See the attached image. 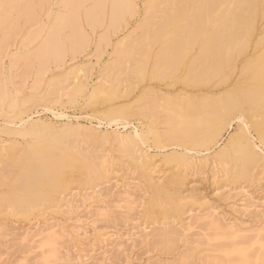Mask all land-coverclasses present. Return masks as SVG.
I'll list each match as a JSON object with an SVG mask.
<instances>
[{
  "label": "rangeland",
  "instance_id": "rangeland-1",
  "mask_svg": "<svg viewBox=\"0 0 264 264\" xmlns=\"http://www.w3.org/2000/svg\"><path fill=\"white\" fill-rule=\"evenodd\" d=\"M1 1L0 70L2 71H0V79H2V82L0 83L2 85L0 84V90L2 88V90L5 89V91H0V128L4 126L3 124L12 125L14 123H18L19 118H14V116H16L19 110L21 112L23 111V118L31 116L32 120L45 122V126H48L45 129L49 128V126H53L55 127L54 130L61 131V127H65L69 130L75 128L77 129V127H79L77 130H79L82 135L75 136V134L70 131L71 133L67 135L68 137L65 136L63 138L62 143L68 144L70 148L73 146V150L74 148H78L81 153H105L109 160V165L111 168L109 166L108 168L111 170V172L108 171L107 182H104L103 179L101 182L96 181L98 183L96 186H81L77 184V182L70 184L71 186L68 188V190L60 195V197L63 195L64 198L61 197V200L59 199L56 207L47 206L44 209L30 208L28 210L29 212L27 211L28 213H20L17 212L19 209L15 206L11 207L8 206L6 202H0V264L44 263L40 254L41 249L37 247L36 243L33 241L37 237L28 240V238H23L22 235V232L24 229H26V227L33 230L35 224H39V226H43V224L55 225V228L58 227L61 232L64 231L63 235L66 245H64L63 248H67V250L69 249L68 254H70V252L72 254L68 256L74 257L70 258L71 260L69 264H205V257H207L209 254H213V252L208 248V245L202 246L203 248L198 250V254L196 253L194 254L193 258L184 261L182 256L185 254L183 255L180 253L181 251L184 252V248L186 250L187 247H191V244L186 245L183 244L184 242L182 240H179L173 249L168 252L164 249L163 244L159 242L156 243L155 238H157V232L152 231V229L155 227H160L161 225L171 226L172 222H174L173 226L175 228L178 227L179 230L184 228L183 232L189 235L188 238H191V236L193 238V236H196V232L200 234L201 231L199 226L196 224L192 225L193 227H187L188 222L190 221L189 219H192L191 216H193L194 213L201 214L207 211L213 212L215 216H221L220 219L223 222H232L241 228L250 226L257 228L258 225V227L264 225V157L261 158L255 167L253 166V169H249L252 170L250 174L252 177L249 180L236 178V175L233 173L234 170L239 167V165L233 163L230 160H221L218 157V153L222 149L229 151L232 157L237 156V154L231 150L232 146L228 142V137L233 134L232 132L236 131V121H232L233 123L231 122V125L225 131H223L224 133H222L220 136L222 139L219 138L217 141L218 143L208 145L207 147H192L187 144H169L167 142V139L164 138L166 135L161 133L164 132L163 130L165 129L161 122V119H163L162 115H164L163 110V112L161 110V112H159L158 110L157 114L155 112L156 117L153 119L144 118L139 114L140 105L143 106L144 103L147 102V98L146 100L144 98L145 92L152 91L151 93L154 92L155 95H160L158 96L159 99H163L164 97L172 94H181L182 91H186L188 94L198 92V88L194 86L192 82L190 83L188 80L184 81L182 68L179 69L177 73L171 76L169 79L163 81L146 79L141 83H136L132 87L128 86L124 96L118 95L107 101L104 99H95L86 103L87 101L84 99L82 92L74 93V101L68 100L66 97H62L61 100L58 98L56 86L61 83L63 74L70 69H74V67L77 65H81L83 68V72L81 73L91 75V77L88 79V87L86 88L87 91L91 89V83L96 80V76L99 69L101 68V65L108 58V52L111 51L108 43H113L117 39H120V36H122L124 31H126V29H123L125 22H128L129 26L131 25L130 28L132 27L134 22L137 20L136 14H134L133 17L123 9V12L126 13L124 16L126 21H121V28H117V30L114 32L111 26L112 24L114 25V22L110 21L112 24L109 23L110 5L113 0H107V2H103V5L108 4L106 6L102 5L103 7L98 3L100 0H84L85 2L82 0H76V3H79L78 7L80 8L77 7L76 3L75 5L72 3L70 4L68 0H21V2L20 0H16L15 2L13 0H9L8 2L7 0ZM129 1L132 4L134 2V0ZM135 3H138V6L140 7L142 0H135ZM6 4L8 7L5 6ZM29 4L30 8L27 7ZM37 4H41L40 6L42 9L40 8V13L38 12L39 9ZM96 4L102 7L100 10L102 9L103 11L101 10V12L103 13L99 12V6ZM90 5L95 6H91V8ZM10 6L12 7L11 10ZM87 6L90 8L89 12H91L93 16L95 15L94 17L96 20L93 18V16L87 18V16L84 15L86 10L88 11ZM23 7H27L28 9L26 10ZM93 7H95V9L97 8L95 12L96 14L94 13V10H92L94 9ZM105 7L106 11L104 9ZM22 8L25 10L26 14L25 12H21L23 11ZM68 9L72 11H69ZM67 11L68 14L70 13L69 15H73L72 18H74L73 22L75 28L77 27L78 29L77 34L82 32V34L80 33L78 36L76 34L77 38L72 37L75 35L72 31L74 29H70V27H72L71 25L68 24L67 28L64 30V26L67 24H65V21H63L62 18L68 16L66 14ZM18 12H21V16L18 14ZM33 12H35L37 16L39 15L38 18L36 17L37 20L35 18L36 15ZM104 12H106V14ZM27 13L28 17L31 15V13H33L32 18H34L37 26L39 24L40 28L33 26V19H31V17L28 18ZM62 13L63 17L61 16ZM6 17H8V22ZM96 17L98 18V21ZM30 19L32 20V24ZM90 19H94L95 21H91ZM39 20L43 21L40 22ZM84 20H86V22ZM100 22L101 24H99ZM107 22L108 25H110V29L107 26ZM18 24L19 26H17ZM262 24H264V22ZM29 26H31V28ZM106 26L108 29H105ZM15 27L20 28V31L16 30ZM55 27L56 29L58 28L59 33L57 32L56 36H52L53 33L57 31ZM93 27L94 29H92ZM35 28L37 30L39 29L37 33ZM11 29L13 31H11ZM52 29H54L53 33ZM104 29L106 31H104ZM14 32H16V34H13ZM71 32H73V35H71ZM68 33L71 37L67 36ZM102 33H105V35L108 33L109 35H104V39ZM47 34H49L52 38L47 36ZM87 34L89 36H87ZM14 35H16V37H14ZM80 35L82 38H84L82 40L80 37V39L85 41L82 42L83 45L81 48L79 47V50V48L76 47L78 45H76V43H79L78 39ZM46 36L47 39L44 38ZM97 36H100V38ZM86 37L88 38L89 42ZM106 38L109 40L108 43ZM53 39L57 42H55ZM45 40H48V47L44 46L46 47L47 51L45 50V53L47 54L43 53V56L38 55L35 59L37 55V53H34L35 50L38 52L37 50H40L39 45H41V47L46 45L42 43L43 41L46 43ZM72 40H75V43ZM97 40L100 42L102 40V42L99 44ZM53 41L58 45L60 43L63 45L64 48L62 47V51L58 50L61 46L58 47L57 45V49L55 45L57 50L54 48V46H50L53 45ZM103 41L107 44L105 45ZM71 44H73V46H70ZM49 48L53 50L52 52L54 54H59L58 51H60V55H58L60 58L50 52L51 50ZM156 49L157 47L155 46L151 50V53ZM62 52L65 53V55ZM73 56L74 58L72 59ZM25 59L26 62L24 61ZM52 60L54 61L52 62ZM1 61L3 64H1ZM55 62L61 65H55ZM40 63H42L43 66ZM237 63V69L230 73V78H228L226 83H216L217 80H215V82H211L209 86L207 85L205 88L213 93L217 90L222 91L223 89L245 83L247 78H245V76H240L238 72L239 68L244 64V62L240 60ZM23 65H25L26 68ZM34 80L36 81L34 82ZM52 82L53 85L56 84V88H52ZM47 90L49 91L48 98L44 96V93H46L45 91ZM2 92L4 93L3 96H1ZM162 95H164V97ZM11 102H14L17 106L10 108L9 105ZM105 103L106 105H104ZM99 108L101 109L99 110ZM121 109L127 112L126 119L119 120L117 122H111L109 124V121L107 120L108 122H106V120L103 118V115L106 112H114ZM59 113H61V115L64 117L58 115ZM93 125H99L95 130V134L98 137L95 135L96 139L92 140L91 142L88 139V134L90 132L88 129ZM260 128L264 129V126ZM43 130L44 127H40V125L35 128L36 132L34 131V135L33 132L31 134L29 133L21 135L20 133L18 134L13 131L8 132L6 130H0V143L3 141L1 144L6 145L7 147L11 144L18 143L20 147H25L28 143H32L35 140L36 133H40ZM148 130H153L154 133L160 131L157 134L160 135L158 136L162 140L159 137L157 138L153 136V133H148ZM134 131H140L142 133L144 132L146 137L145 141L141 143L132 138L131 135L134 134ZM114 132L127 136L128 140L131 142L130 146L132 145V147L136 150V155L139 156L140 154L137 160H132L130 156L126 154L124 155V153L118 151L117 141L113 136L115 134ZM249 132L255 140L257 147L259 148L258 151L260 153L263 151L262 154L264 155V143L262 144L259 142V137L252 128ZM103 134H108V137L105 139V141H101L103 140ZM154 137L160 144H158V142H155L156 144L154 143V141H156ZM221 145L226 147L223 148ZM1 153L2 152H0V154ZM146 160H148V162H146ZM147 163H149V167H147ZM151 166L152 169H150ZM144 172H148V180L144 178ZM172 174L179 175V178H182L183 180H181L182 184L181 182L177 183V176ZM152 176L154 178L151 180ZM169 176H171V178ZM74 177H77L76 174ZM150 181L154 182L155 187L157 186L158 188H152L149 184ZM160 185L167 191L171 189L182 192L183 196L185 197L184 200L181 201L184 208L182 207L183 210L179 216L169 210L168 202L170 198L168 194L166 195L158 192V190L161 189ZM5 192H7V187L1 184L0 193L2 194ZM127 193L128 195L132 194L130 196L132 197L131 199L136 200L135 203H131L132 207L129 211L126 208L128 203L126 201L123 202V200L120 199ZM160 206H163L165 209H167V211L161 213ZM76 234H78V236ZM198 237L194 238L198 239ZM205 247L207 248L205 249Z\"/></svg>",
  "mask_w": 264,
  "mask_h": 264
},
{
  "label": "bare ground",
  "instance_id": "bare-ground-1",
  "mask_svg": "<svg viewBox=\"0 0 264 264\" xmlns=\"http://www.w3.org/2000/svg\"><path fill=\"white\" fill-rule=\"evenodd\" d=\"M8 1L9 0H7V2ZM13 1L15 2L16 0ZM68 1L73 5H75L76 3V0ZM82 1L85 2L84 0ZM103 2H107V0H100L98 3L100 6H102L104 4ZM37 5L39 12L40 8L42 9V7L40 6L41 4ZM5 6H7V4ZM29 6L30 4L27 7ZM78 6L79 3L77 4V7ZM91 6L95 5H90V7ZM100 6L98 7L99 12L103 13L101 12L102 9L100 10V8H102L103 6ZM27 7L23 8L27 10ZM11 8L12 7L10 6V10ZM23 8V11L21 12L24 13L25 10ZM93 8L94 9L92 10H94L95 13L97 8ZM31 9L33 10L32 7ZM87 9L88 11L86 10V13L84 15H86L87 18L93 16V14L89 12L90 8L88 7ZM104 9L106 11V7ZM123 9L126 10L129 15H137V20L134 22V24L132 23L133 25L131 28V25L129 26V23L125 22L126 19L124 18V16L126 13L123 12ZM21 12H18V14L20 15ZM33 13H31V15L29 16L31 17V19H33V21L30 19V22L32 21L35 23H33L34 27L36 26L40 28L39 24L37 26L34 18H32ZM104 13L106 14V12ZM66 14L68 16L62 18L63 21H65V24H67L66 26H64V30L67 28L68 24L71 25L72 27H70V29H74L72 31L75 35L72 37L75 38L78 29L77 27L75 28L73 22L74 18H72L73 15H69L70 13L68 14V11ZM61 16L63 17V13ZM94 16L93 18L95 19ZM1 17L3 18L2 15ZM8 17H6L7 22ZM36 17L38 18L39 15H36L35 18ZM84 21L86 22V20ZM110 21H113L114 25ZM121 21L125 22L123 29H126V31H124L122 36H120V39L116 38V41H112L113 43H108L109 37L108 39L106 38L111 51L108 52V58L101 65V68L99 69L96 76V80L91 83V89L88 91L86 89L88 87V79L91 77V75L81 73L83 72V68L81 67V65H77L76 67H74V69H70L63 74V78H61L62 81L60 84V80L58 81V86H56V84L53 85L52 82V88L57 87L58 98L61 100L62 97H66L68 100L74 101V93L82 92L84 95V99H86L87 101L86 103L95 99H104L107 101L118 95L124 96V94H126L128 86L132 87L136 83H141L146 79L163 81L169 79L171 76L176 74L179 69L182 68L184 81L188 80V82H192L194 86L198 88V92L188 94V92L182 91L181 94L177 93L168 95L166 97H164V94L162 95L164 97L163 99H159L158 96L160 95L157 96L154 92V94L151 93L152 91L145 92L144 98L145 100L147 98V102H145L143 106L140 105L139 114L144 118L153 119L156 117L155 112L157 114L158 110L159 112L163 110L164 115H162L163 119H161V122L164 125L165 129L161 125L164 129V132L161 133L166 135V137L164 138L167 139V142L169 144L182 143L190 145L192 147H207L208 145L218 143L217 141L222 133H224L223 131H225L231 125L232 121H236V131L232 132L233 134L227 137L228 142L232 146L231 150L235 152L237 156L232 157L229 151L221 148L222 150H220V152L218 153V157L221 160H230L233 163L239 165V167H237L233 173L234 175H236V178L249 180L252 177V175H250L252 170L249 169H253V166L255 167V165L259 163L261 158L264 157V155L262 154L263 151L262 153L258 151L259 148L257 147L255 140L249 132L252 128L257 133L259 142L262 144L264 143V129L260 128L264 126V24H262L264 22V0H142V4L140 7L138 6V3H135V0L133 4L130 3L129 0H113L110 5L109 23L112 24L111 26L113 29H111L114 32L115 30H117V28H121ZM19 24L17 26H19ZM99 24H101V22ZM107 26H110L108 25V22ZM107 26L105 29H108ZM29 27L31 28V26ZM17 28L18 27H15L16 30L20 31V28ZM92 29H94V27ZM105 29L104 31H106ZM56 30L57 31L54 32V29H52V33L54 32L52 36L57 35L56 33L59 30L58 28ZM11 31L13 30L11 29ZM35 31L37 33L39 29L37 30L35 28ZM16 32H14L13 34H16ZM73 32H71V35H73ZM80 33L82 34V32H79L78 34ZM107 34L108 33H106V35ZM50 35L47 34V36ZM104 35L105 33L103 34V38ZM47 36L44 38L47 39ZM67 36H70L69 33ZM87 36L89 35L87 34ZM14 37H16V35H14ZM80 37L81 35L79 36V39ZM98 38H100V36ZM79 39V43H76V45H80V42L81 45L74 46L81 48V46L83 45L82 42H84L85 40L82 41L84 38H82V40ZM47 41L45 40L46 43H44V41H41L46 45H43V47L39 45L40 50H37L38 52H36L35 50L34 53H37V55L35 54V59L38 55H42L43 53H45L46 47L44 46H47ZM54 41L57 42L56 40ZM54 41L53 45L50 46H54V48L56 49L58 44ZM97 42L100 44L102 40L101 42L97 40ZM107 43L104 42L105 45ZM73 44H71L70 46H73ZM155 46L157 47V49L151 53V50ZM58 47H60V49H58ZM58 47L57 49L62 51L63 45H61V43L58 45ZM50 50V52L53 51L52 49ZM58 52L59 54H54L53 52L52 53L58 56L60 55V51ZM63 54L65 55V53ZM58 57L60 58V56ZM73 58L74 56L72 57V59ZM240 60L243 61L244 64L239 68L238 72L240 76H245V78H247L245 83L239 85L235 84L236 86L223 89L222 91L217 90L213 93L205 88V86H209V84L211 82H215V80H217L216 83H226L228 78H230V73L237 69L236 65ZM24 61L26 62V59ZM53 61L54 60H52V62ZM57 62H55L54 64L61 65L57 64ZM42 63L40 64L42 65ZM1 64H3L2 61ZM23 66L25 67V65ZM0 80V82H2V79ZM35 81L36 80H34V82ZM3 90L5 91V89ZM3 92L1 96H3ZM45 92L46 93H44V96L48 98L49 91L47 90ZM104 105H106V103ZM9 106L10 108H14L17 105L14 102H11ZM100 109L101 108H99V110ZM126 113L127 112L122 109L114 112H106L103 115V118L106 120V122L109 121L110 124L111 122H117L119 120L126 119ZM58 115H61V113H59ZM14 118H19L18 123H14L12 125L3 124L4 126L0 128V130H6L8 132L13 131L18 134L20 133L21 135L29 133L31 134L32 132L34 135V133L36 132L35 128L39 125L40 127H44V130L40 133H36L35 140L32 143H28L25 147H20L18 143L11 144L7 147L6 145L1 144L3 142L1 141L0 152L2 153L0 154V183L7 187V192L2 194L0 193V202H6L7 205L11 207L15 206L19 209L18 211L16 210L17 212L24 213L27 212L30 208L44 209L47 206L56 207L59 199L61 200V197H63V195L61 197L60 195L65 193V191L68 190V188L71 186L70 184L74 182H77V184L81 186H96L98 185L96 181L101 182L102 179L104 182H107L108 171L111 172V170H109L108 168V166L110 167V165L105 153L82 152V154L78 148H74L73 150V146L72 148H70L68 144L62 143L63 138L65 136L68 137L67 135L71 133L70 131H72L75 136L82 135L81 132L77 130L79 127H77V129L75 128L71 130L66 129L65 127H61V131L54 130L55 127L53 126H49V128L45 129L46 127H48L45 126V122L32 120L31 116L23 118V111L21 112L20 110L18 111L16 116H14ZM98 126L93 125L88 129L90 130L88 139L91 142L92 140L96 139L97 135L95 134V130L96 128H98ZM159 132L160 131H158L157 133ZM114 133L115 134L113 136L117 141L118 151L124 153V155L126 154L130 156L132 160H137L140 154L139 156L136 155V150L132 147V145L130 146L131 142L128 140L127 136L120 135L117 132ZM148 133H153V136L157 138L160 136L156 132L154 133L153 130H150ZM107 135L108 134H103V140L101 141H105V139L108 137ZM131 137L141 143L146 139L144 132L142 133L140 131H134V134L131 135ZM155 140L156 141H154V143H157V139ZM158 144L160 143L158 142ZM227 148L229 149L228 146ZM146 162H148V160H146ZM149 163H147V167H149ZM150 169H152V166ZM147 173L148 172H144L143 174L146 180L149 179ZM75 174L77 177H74ZM172 175L177 176V183L181 182L182 178H179V175ZM169 177L171 178V176ZM153 178L154 177L152 176L151 180ZM149 184L152 188L155 187L154 182L150 181ZM155 188L158 187L156 186ZM158 192L166 195L168 194L170 198V200L168 199L169 210L179 216L183 210L181 201L185 198L182 192L171 189L167 191L164 187H161ZM131 195H128L127 193L120 198L121 200H123V202L126 201L128 203L126 205L128 211L132 207L131 203L136 202V200L131 199ZM160 208L161 213L167 211V209H165L163 206H160ZM194 214L193 216H191L192 219H189L190 221L188 222L187 227L196 224L199 226L202 234L196 232V236H193L192 238V236L190 235L191 238H188L189 235L183 232L184 228L179 230L178 227L175 228L173 226L174 222H172L171 226L161 225L160 227H155L152 229V231L157 232V238H155L156 243L159 242L163 244L164 249L168 252L173 249V247L179 240H182L184 242L183 244H191V247H187L186 250L184 248V252L181 251L180 253L183 255L185 254L184 256L181 255L184 261L193 258L194 254H196L200 248H203L202 246L208 245L209 247H207L213 252V254H206L208 256L205 257V264H264L263 224V226L260 227H258V225L257 228H254V226L251 227L250 225V227L241 228L232 222H223L220 219L221 216H215V214L211 211L203 212L201 214ZM63 232H61L58 227L55 228V225L43 224V226H39V224H35L33 230L26 227V229L23 230L22 235L23 238H28V240L37 237L33 241L34 243H36L37 247L41 249L40 254L42 256V261H44L43 264H69L71 260L70 258H72L73 256H68L72 253L70 252V254H68L69 249L67 250L66 246V249L63 248L64 245H66ZM76 235L78 236V234ZM194 237H198V239ZM207 247H205V249Z\"/></svg>",
  "mask_w": 264,
  "mask_h": 264
}]
</instances>
